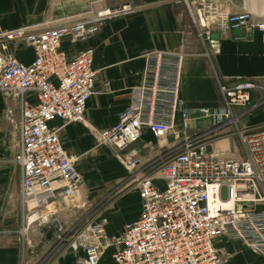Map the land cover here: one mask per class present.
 <instances>
[{"label":"built area","instance_id":"built-area-1","mask_svg":"<svg viewBox=\"0 0 264 264\" xmlns=\"http://www.w3.org/2000/svg\"><path fill=\"white\" fill-rule=\"evenodd\" d=\"M132 10L90 9L79 19L40 31L24 27L0 32V93L20 107L15 162L22 173L23 229L46 220L57 203L75 199L83 186V177L63 146V127L51 123L85 120L88 101L98 93V71L94 51L69 57L62 42L94 36L108 21ZM205 20L199 13L201 28H206ZM219 27L243 35L264 34V22H255L248 13L227 15ZM198 36L208 43L213 40L210 33ZM14 43L33 51L30 63L16 58ZM182 63L183 55L176 51L147 55L144 83L130 106L117 124L98 132L99 143L113 149L137 178L142 211L119 236L108 235L102 224L91 226L82 238L85 264H100L111 245L116 246L114 264H225L232 255L217 248L221 238L240 242L251 254L264 257V123L240 131L245 159L224 158L187 140L158 168L157 177H137L144 164L131 147L141 140L144 128L156 138L180 136L197 120L237 124L235 109H255L261 103L264 107V88L219 76L220 107H185L180 97ZM254 90L261 93L258 104H252ZM156 179L163 181L162 189Z\"/></svg>","mask_w":264,"mask_h":264},{"label":"crops","instance_id":"crops-1","mask_svg":"<svg viewBox=\"0 0 264 264\" xmlns=\"http://www.w3.org/2000/svg\"><path fill=\"white\" fill-rule=\"evenodd\" d=\"M122 6L133 10L108 21L98 34L75 42L63 40L69 57L94 51L98 93L89 99L83 122L64 124L57 119L51 126L63 127V146L83 177L82 200L91 203L101 191L93 188L92 193H83L84 187L123 189L98 216L90 217L81 207L61 201L46 220L23 229L22 173L15 162L20 151V107L0 93V264H38L47 256H51L47 264H85L82 238L91 226L102 224L108 235L119 236L140 217L137 178L118 163L110 147L99 143L98 132L117 124L130 106L144 83L147 55L156 51L183 55L180 97L188 108L222 105L216 76L226 81L244 79L264 88V34H236L219 27L227 15L240 13L264 22V0H0V32L24 27L40 31L79 19L90 9ZM199 13L206 19V28L199 25ZM200 32L210 33L213 40H202ZM19 47L20 43L12 46L16 58L30 63L33 51ZM260 100L261 93L254 90L253 104ZM260 115L264 118V113ZM185 138V133L156 138L144 128L131 150L147 161L174 152ZM99 162L102 170L96 167ZM149 168L144 164L137 177ZM155 183L164 187L162 180ZM216 246L232 255L225 264H264V257L251 254L240 242L221 238ZM115 250V245L109 246L100 264H114Z\"/></svg>","mask_w":264,"mask_h":264},{"label":"rangeland","instance_id":"rangeland-1","mask_svg":"<svg viewBox=\"0 0 264 264\" xmlns=\"http://www.w3.org/2000/svg\"><path fill=\"white\" fill-rule=\"evenodd\" d=\"M262 105V103L259 104V106L255 109H235L234 113L238 115L239 118L237 124L232 122L215 124L212 119H200L199 121L194 122L191 126V129L186 133L185 140L176 146L174 152L167 154L163 152L160 155L155 156L153 159L156 160L154 161L151 158L147 161L143 160V164H150V168L146 173H144V175L151 174L152 176L157 177L158 168L164 162L168 161L177 151H180V147L184 145L187 140L195 145H206L209 150L219 153L224 158H235L239 160L245 159V147L240 138V131L247 127L264 123V120H261L263 116L260 115L264 113V107ZM111 150L118 163L123 167L115 151L113 149ZM151 163H153L152 166ZM96 167L98 170H102L104 165L103 163L99 162L96 164ZM93 188H97V190L100 189L101 191L98 192L99 194L91 203H86L85 200H82L83 198H81V192L75 199L66 200L65 203L74 204L78 207H81L80 209L83 211H88L90 217H94L108 209L111 202L118 197L119 193H121V189H123L121 187L117 189L118 191L116 190L112 192L109 190H104L105 187H84L82 192L92 193V191H95ZM50 260L51 256H47L45 260H42L41 262L38 261V264H47V261L49 262Z\"/></svg>","mask_w":264,"mask_h":264},{"label":"water","instance_id":"water-1","mask_svg":"<svg viewBox=\"0 0 264 264\" xmlns=\"http://www.w3.org/2000/svg\"><path fill=\"white\" fill-rule=\"evenodd\" d=\"M235 33H236V34H240V31H239V30H236Z\"/></svg>","mask_w":264,"mask_h":264},{"label":"bare ground","instance_id":"bare-ground-1","mask_svg":"<svg viewBox=\"0 0 264 264\" xmlns=\"http://www.w3.org/2000/svg\"><path fill=\"white\" fill-rule=\"evenodd\" d=\"M230 204H232V202Z\"/></svg>","mask_w":264,"mask_h":264}]
</instances>
